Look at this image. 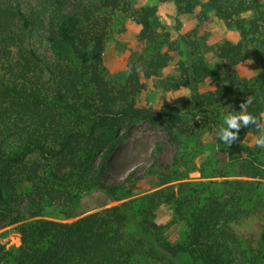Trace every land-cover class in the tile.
Segmentation results:
<instances>
[{
	"label": "trees",
	"instance_id": "16d2710c",
	"mask_svg": "<svg viewBox=\"0 0 264 264\" xmlns=\"http://www.w3.org/2000/svg\"><path fill=\"white\" fill-rule=\"evenodd\" d=\"M158 1L182 13L210 10L239 39L223 40L210 65L199 41L169 43L156 6L0 0V228L15 225L20 235L17 247L0 243V264H264V147L254 143L264 126L231 130L229 145L216 135L249 96L246 111L264 125V0ZM121 13L139 26L145 50L120 79L108 78L105 49ZM246 60L261 67L251 78L237 71ZM170 63L177 74L161 88L184 87L188 99L144 103L147 82ZM139 123L164 132L173 163L151 171L155 189L136 196L131 176L121 184L104 176L121 130ZM199 157L208 180L190 181L183 164ZM91 196L104 205L81 211ZM163 210L171 214L164 224Z\"/></svg>",
	"mask_w": 264,
	"mask_h": 264
},
{
	"label": "rangeland",
	"instance_id": "374dc122",
	"mask_svg": "<svg viewBox=\"0 0 264 264\" xmlns=\"http://www.w3.org/2000/svg\"><path fill=\"white\" fill-rule=\"evenodd\" d=\"M131 3L136 9L141 6H156L162 26L160 31L169 33V43L171 41L178 42L182 40V37L199 41L200 56L210 65H215L218 62L217 49L223 40L236 42L239 39V33L235 28L226 27L224 22L217 18L212 11H203L200 6H196L191 13H182L177 10L173 2L131 0ZM203 12H205V16L202 14ZM138 32L139 26L131 16L122 13L115 16L104 55L108 78L120 79L129 64L144 53V45L136 41ZM174 43L172 47H175ZM171 53L175 58L180 56L183 59L184 53L179 55L178 50H173ZM260 70V64L254 60H246L237 67L238 74L242 78H251L257 75ZM173 74H177L176 68L174 63H170L160 76L147 82L141 100L153 106L173 105L187 100L189 91L184 87H179L172 92L162 90L161 79ZM211 87L206 84L200 89L207 90ZM121 137V143L107 163L104 181L108 184H121L127 182L126 180L131 176L129 182L137 183L136 196H139L140 191L155 189L154 182L149 177L150 172H163L166 166L173 163V149L167 143L164 132L159 127L139 123L125 126L121 130ZM194 143V141L189 142V146L195 145ZM183 165L184 172L188 173V180H208L201 178L199 171L200 168L207 167V165L203 166L202 158H196L193 162ZM193 167L195 170H191ZM104 203L105 198L91 196L83 201L80 210L95 211L98 210L97 206H102ZM117 203L108 202L105 206L109 207ZM170 216L169 211L163 210L158 214L157 221L164 224ZM73 220L75 218L65 221ZM168 234L176 237L178 228L169 229ZM0 243L4 244L6 248L20 245V235L15 225H5L0 228Z\"/></svg>",
	"mask_w": 264,
	"mask_h": 264
},
{
	"label": "clouds",
	"instance_id": "9594fccd",
	"mask_svg": "<svg viewBox=\"0 0 264 264\" xmlns=\"http://www.w3.org/2000/svg\"><path fill=\"white\" fill-rule=\"evenodd\" d=\"M251 96L240 105L239 111H231L223 116V122L218 126L219 132L216 135L219 141L225 145H229L236 139L237 131L241 127H247L249 124L255 126L256 129H261L262 122L252 114L246 111L247 104L251 102ZM239 121V123H238ZM237 130V131H231ZM254 143L258 147H264V132L255 137Z\"/></svg>",
	"mask_w": 264,
	"mask_h": 264
}]
</instances>
